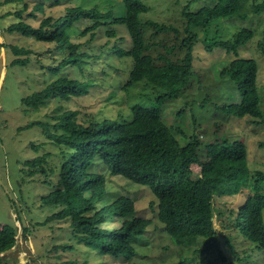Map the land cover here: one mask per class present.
I'll list each match as a JSON object with an SVG mask.
<instances>
[{
	"label": "trees",
	"instance_id": "obj_1",
	"mask_svg": "<svg viewBox=\"0 0 264 264\" xmlns=\"http://www.w3.org/2000/svg\"><path fill=\"white\" fill-rule=\"evenodd\" d=\"M10 1L24 0L4 3ZM83 1L40 0L28 13L24 2L20 9L6 14L16 18V22L6 28L8 33L52 44L56 52L64 55L50 71L57 73L71 67L80 77H59L23 98L22 104L37 109L51 99L69 101L88 93L96 84L98 79L86 71L101 56L91 57L81 51L83 44L72 42L68 33L81 20L91 22L83 32L90 34V41L100 27L106 28L109 38L116 36L117 26L128 30L132 47L124 50L115 44L111 49L120 59H131L128 80L120 87L144 84L139 90L143 97L122 91L121 101L116 102L117 107H110L111 112L106 115L92 114L83 122L78 120L77 110H67L55 117L54 124L32 121L19 128L39 127L56 149L24 162L31 168L28 177L39 175L42 184L51 188L41 203L59 207L39 224L67 220L71 236L96 252L97 263L154 264L137 258L143 255L141 239L151 219L137 217L133 200L125 194H118L107 204H99L107 197V179L111 176L127 181L132 188L149 192L153 198L149 207L156 212L169 241L182 253L186 252V258L177 264H191V260L211 254L224 260L222 245L233 257L243 254L237 259L238 264L251 251H264V173L250 169L247 145L222 129L225 122L204 112L209 105L229 117H246L248 124L263 123L256 86L258 65L253 58H241L238 54V49L252 40L253 29L236 28L228 39L209 35L210 26L216 21L246 20L250 8L247 0H207L212 3L207 2L197 12H192L188 4L184 5L181 8L185 20L183 33L171 25L151 20L142 22L139 15L147 12L148 7L140 0H119L124 4L123 16L112 9L100 11L96 6L83 7ZM46 4L50 8L61 4L64 13L57 18L46 15ZM251 5V12L258 13L264 9V0ZM39 14L44 17L38 26L25 21V18L36 19ZM198 29L203 31L201 40L195 32ZM157 35L164 38L154 41ZM198 43H203L206 52L220 48L225 55H234L233 59L223 57L211 67L215 73L212 86L202 85L201 75L193 70V51ZM10 49L16 56L30 53L13 45ZM28 61L27 57L15 58L10 66L24 67ZM115 72L113 81L108 84L111 87L120 85V71ZM102 75L109 76L106 72ZM193 77L198 91L203 92L197 93L199 105L195 106L194 100L185 101L186 108H180L178 115L182 117L187 111L193 123L197 122L198 114L204 115L205 127L197 125L187 136L175 127L176 134L180 135L177 137L172 126L161 118V107L165 101L175 100L191 90ZM198 128L203 129L201 135L196 131ZM259 147L264 148V141ZM98 162L104 165L108 176L94 171ZM240 193L242 199L236 207L228 208L225 202L224 205L216 202ZM214 216L221 229L215 228ZM114 218L121 221L120 226L108 227L106 224ZM17 221L20 222L19 217ZM17 233L18 228L13 223L0 224V264L19 263V244L14 251L6 252L13 247ZM26 237L27 228L22 225L20 241ZM104 257L114 262L104 263Z\"/></svg>",
	"mask_w": 264,
	"mask_h": 264
},
{
	"label": "rangeland",
	"instance_id": "obj_2",
	"mask_svg": "<svg viewBox=\"0 0 264 264\" xmlns=\"http://www.w3.org/2000/svg\"><path fill=\"white\" fill-rule=\"evenodd\" d=\"M5 1L0 0V224L13 223L18 230L22 229V225L27 228L26 239L20 241L19 238L18 241L20 245L18 254L20 264H100L97 263L96 252L88 249L79 240L71 236V229L67 220L39 224L44 222L52 213L57 212L59 207L46 206L41 203L42 197L46 196L51 188L42 184V178L39 175L34 176V178L28 177L27 173L31 168L26 167L24 162L47 152H54L56 149L48 143L49 141H47L39 127L35 126L21 130L19 128L32 121L54 124L56 122L55 117L67 110H77L79 112L78 120L83 122L92 114L106 115V113L111 112L110 107H117L116 102L121 101L119 98L122 91H128V94L134 97H143L139 92L144 85L142 83V86L132 84L130 87H120L125 85L128 80L131 71V59H120L111 49L112 46L118 44L122 49L129 50L132 47L131 36L125 27L117 26L115 27L116 36L109 38L105 32L106 28L100 27L99 30H95V38L90 41V34H83V32L87 26L91 25V22L81 20L75 23L68 30L72 42L82 43L81 51L89 53L91 57L98 54L101 56L93 63L90 60L91 67L86 71L94 79H98L96 84L81 97L72 98L69 101L51 99L46 105L31 109L22 104L23 98L41 90L45 85L59 77H80L77 75V71L71 67H66L57 73L50 71L49 68L58 65L64 56L56 52L52 44L38 42L33 38L6 31L9 25L16 22L13 15H6L8 12L17 11L25 2L28 6L26 13H28L32 10L34 4L40 0L4 3ZM140 1L148 7L147 12L139 15L142 22L151 20L160 24L171 25L181 29L180 33H183L185 25V20L181 15V8L184 5L188 4L192 12H197L207 2L212 3V1L207 0ZM260 2L262 0H247V5H250L251 8L252 3ZM45 6L46 15L53 16V18H57L64 13V6H61V4L54 5L52 8L48 7V4ZM82 6H96L100 11L112 9L117 13H121L120 16L125 13L124 4L119 0H85ZM250 8L247 11L249 16L246 20L232 19L214 22L210 26L209 35L228 39L236 28L247 27L253 29L254 36L252 40L242 45L238 49V54L241 58H253L258 65L256 86L260 97L259 105L263 115V123L258 124V126L252 123L248 124L246 117H229L217 113L209 105L205 106L204 112L205 115L218 117V121L225 122L222 129L230 131L233 137H237L247 145L250 169L264 173V148L259 147V143L264 141V9L254 13L251 12ZM43 17L44 15L39 14L36 19L25 18V21L36 27ZM147 32L149 34L148 30ZM195 32L200 40L204 37L202 30L198 29ZM153 38L154 41H158V38L161 39L164 36L157 35ZM12 45L24 48L30 53L16 56L10 49ZM225 54L226 52L220 48H215L212 52H206L203 43L195 45L192 60L193 70L201 75L202 85H213L215 73L211 69L212 66L223 60V57L234 58L232 53ZM26 57L29 58L26 66H10L15 58L25 59ZM116 70L120 71L118 76L120 85L111 87L108 84L113 81V74L116 73ZM105 72L109 74L106 78L102 75ZM103 77L105 81H101ZM195 77L191 80V90L185 91L175 100L165 101V104L161 107V118L166 125L172 126L173 129L178 127L186 136L190 134L192 128H197V125L201 124L202 128L205 127L204 115L198 114L196 123L190 120L187 111L182 117L178 115L179 109L183 108L186 102L194 100L195 106L199 105L198 98L200 99V97L198 94L203 92L198 91ZM212 91H215V89ZM196 109L198 108L196 107ZM205 130L208 129L205 128ZM174 131L173 133L180 137L179 134H176L175 129ZM196 131L201 135L200 132L203 129L198 128ZM211 132H213V128ZM34 147H37V149H34ZM93 169L108 176V173L104 172V165L101 162H98ZM107 180H109L108 194L99 204H107L118 194H125L133 200L137 217L151 219V224L143 231L140 248L144 252L143 255L137 257L140 261H149L154 264H177L181 259L186 258V252L182 253L169 241L161 224L157 221L156 212L149 207L153 198L147 190L132 188L127 181L111 176ZM52 181L55 184L56 179L54 176ZM241 199L242 195L240 193L234 198L219 199L216 202L221 205H224L225 202L229 208L230 206L236 207ZM17 217H19L21 223L17 221ZM212 221L216 229H221L216 216L213 217ZM120 224L121 221L114 218L106 225L113 228L120 226ZM222 250L225 255L224 260L219 255L211 254L191 260L190 263L238 264L237 259L243 256L240 253L238 257H233L224 245H222ZM241 260L239 261L240 264H264V251L253 250L251 254L248 253L246 258ZM103 261L104 263L114 262L112 258L107 257H104Z\"/></svg>",
	"mask_w": 264,
	"mask_h": 264
},
{
	"label": "water",
	"instance_id": "obj_3",
	"mask_svg": "<svg viewBox=\"0 0 264 264\" xmlns=\"http://www.w3.org/2000/svg\"><path fill=\"white\" fill-rule=\"evenodd\" d=\"M21 233H22V229H19L18 233H17V236H16V241H15L13 247L10 248L9 250H7L6 252H12V251H14L16 249Z\"/></svg>",
	"mask_w": 264,
	"mask_h": 264
}]
</instances>
